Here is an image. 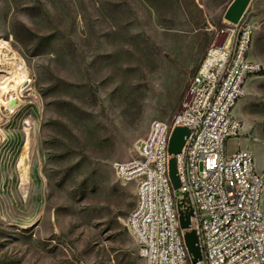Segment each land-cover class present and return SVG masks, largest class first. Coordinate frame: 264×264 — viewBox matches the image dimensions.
I'll return each instance as SVG.
<instances>
[{
    "label": "rangeland",
    "instance_id": "1",
    "mask_svg": "<svg viewBox=\"0 0 264 264\" xmlns=\"http://www.w3.org/2000/svg\"><path fill=\"white\" fill-rule=\"evenodd\" d=\"M232 1L0 0V42L28 80L19 105L0 92V264H145L126 226L136 186L115 164L172 122ZM241 26L261 72L227 150L264 176V0Z\"/></svg>",
    "mask_w": 264,
    "mask_h": 264
},
{
    "label": "built area",
    "instance_id": "2",
    "mask_svg": "<svg viewBox=\"0 0 264 264\" xmlns=\"http://www.w3.org/2000/svg\"><path fill=\"white\" fill-rule=\"evenodd\" d=\"M250 45L251 30L241 22L216 31L172 122L153 123L139 156L115 164L117 178L136 186L126 226L145 264H193L185 242L192 231L201 251L197 264H264V176L251 151L227 150L242 129L236 106L247 81L261 72L249 58ZM176 127L190 133L174 156L169 145ZM173 157L179 189L169 175ZM182 215H190L187 229Z\"/></svg>",
    "mask_w": 264,
    "mask_h": 264
},
{
    "label": "water",
    "instance_id": "3",
    "mask_svg": "<svg viewBox=\"0 0 264 264\" xmlns=\"http://www.w3.org/2000/svg\"><path fill=\"white\" fill-rule=\"evenodd\" d=\"M251 2L252 0H233L224 15V19L230 24H239L242 21L245 13L247 12ZM189 133L190 131L186 127H176L174 129L169 145L170 154L174 156L181 154ZM169 170L170 179L174 188L179 189L181 184L178 176L176 157H173L170 160ZM189 216H187L186 218L184 215L181 216V226L183 229H187L189 227ZM185 242L189 253L192 255V263L197 264L201 260V251L198 246V238L196 232L192 231L186 233Z\"/></svg>",
    "mask_w": 264,
    "mask_h": 264
},
{
    "label": "bare ground",
    "instance_id": "4",
    "mask_svg": "<svg viewBox=\"0 0 264 264\" xmlns=\"http://www.w3.org/2000/svg\"><path fill=\"white\" fill-rule=\"evenodd\" d=\"M28 82L27 72L22 59L8 48L7 43L0 42V92L4 102L15 101L19 105L22 100L23 87ZM28 181L24 187L28 188Z\"/></svg>",
    "mask_w": 264,
    "mask_h": 264
},
{
    "label": "trees",
    "instance_id": "5",
    "mask_svg": "<svg viewBox=\"0 0 264 264\" xmlns=\"http://www.w3.org/2000/svg\"><path fill=\"white\" fill-rule=\"evenodd\" d=\"M134 254V259H135V261H140L141 260V256L140 255H137V254H135V253H133Z\"/></svg>",
    "mask_w": 264,
    "mask_h": 264
}]
</instances>
